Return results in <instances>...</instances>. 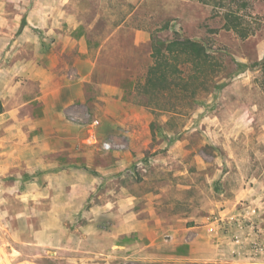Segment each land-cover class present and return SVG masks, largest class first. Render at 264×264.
Segmentation results:
<instances>
[{
    "label": "rangeland",
    "instance_id": "1",
    "mask_svg": "<svg viewBox=\"0 0 264 264\" xmlns=\"http://www.w3.org/2000/svg\"><path fill=\"white\" fill-rule=\"evenodd\" d=\"M232 3L245 38L198 0H0V264H264V0ZM175 36L218 62L193 104L140 92Z\"/></svg>",
    "mask_w": 264,
    "mask_h": 264
},
{
    "label": "trees",
    "instance_id": "2",
    "mask_svg": "<svg viewBox=\"0 0 264 264\" xmlns=\"http://www.w3.org/2000/svg\"><path fill=\"white\" fill-rule=\"evenodd\" d=\"M198 1L212 6L222 15L223 28L242 38L249 35L242 16L233 9V0ZM150 56L152 64L140 86L141 93L150 96L174 93L175 98H184L193 104L198 102L199 94H208L216 87V56L200 41L175 36L159 45L151 38ZM260 71L264 76V61L260 63Z\"/></svg>",
    "mask_w": 264,
    "mask_h": 264
},
{
    "label": "crops",
    "instance_id": "3",
    "mask_svg": "<svg viewBox=\"0 0 264 264\" xmlns=\"http://www.w3.org/2000/svg\"><path fill=\"white\" fill-rule=\"evenodd\" d=\"M110 34H112V33H110ZM98 66L97 65H95L92 69H91V73H90V78L92 79V77H93V79L95 80L96 78H95V76H93L95 73H96V68H97ZM122 71V73H124L125 74V71H123V70H121Z\"/></svg>",
    "mask_w": 264,
    "mask_h": 264
},
{
    "label": "built area",
    "instance_id": "4",
    "mask_svg": "<svg viewBox=\"0 0 264 264\" xmlns=\"http://www.w3.org/2000/svg\"><path fill=\"white\" fill-rule=\"evenodd\" d=\"M105 146H106V147H108V146H109V144H108V143H105Z\"/></svg>",
    "mask_w": 264,
    "mask_h": 264
}]
</instances>
